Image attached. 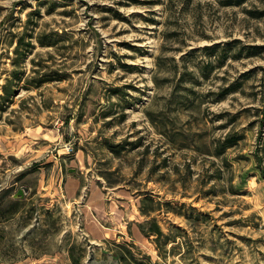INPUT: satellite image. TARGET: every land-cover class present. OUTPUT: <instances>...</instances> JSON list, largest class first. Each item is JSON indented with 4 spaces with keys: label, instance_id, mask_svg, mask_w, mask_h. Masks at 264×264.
<instances>
[{
    "label": "rangeland",
    "instance_id": "rangeland-1",
    "mask_svg": "<svg viewBox=\"0 0 264 264\" xmlns=\"http://www.w3.org/2000/svg\"><path fill=\"white\" fill-rule=\"evenodd\" d=\"M224 1L0 0V264H264V0Z\"/></svg>",
    "mask_w": 264,
    "mask_h": 264
},
{
    "label": "trees",
    "instance_id": "trees-1",
    "mask_svg": "<svg viewBox=\"0 0 264 264\" xmlns=\"http://www.w3.org/2000/svg\"><path fill=\"white\" fill-rule=\"evenodd\" d=\"M246 1H248V0H225L222 5L223 6H227V5L240 6L242 3L246 2ZM250 13H252V15L254 17L264 16V11H256V13H254V12H250ZM26 46H31V45L27 44ZM17 50H18V48H16V51ZM2 89L4 90V93L7 96L11 92L9 86H7V85H3ZM238 139H239V137L237 135L234 136V138H232L231 135H227L223 139L224 142H223L222 146H220V148L217 150V152H216L217 155L223 154L228 148H231V146H234V144H237L236 140H238ZM261 148H263V147L258 146L257 150H256V153L254 154L255 155V159L257 161V165H259L260 169H261V159H262V156L260 155ZM262 150H264V149H262ZM262 170H264V169H262ZM142 214L143 215L149 214V212L148 213L145 212V213H142ZM149 223L151 224V226L147 229V231H148L147 234L148 235H154L155 236V240L159 241L160 237L164 236L163 231H161V228L159 227V225L157 224L155 219L149 220ZM124 244H125V242L123 244L122 243L116 244L117 247L120 248V252L118 253V258L120 259V261H124L126 264H128L127 260L131 261V259H133V261H135L134 264H144L143 261L135 259L134 256L132 254H130L129 252H128L129 256H127L125 254V251H123V249H122L124 247ZM71 262H73L74 264H77V262L74 259H72V258H71Z\"/></svg>",
    "mask_w": 264,
    "mask_h": 264
},
{
    "label": "water",
    "instance_id": "water-1",
    "mask_svg": "<svg viewBox=\"0 0 264 264\" xmlns=\"http://www.w3.org/2000/svg\"><path fill=\"white\" fill-rule=\"evenodd\" d=\"M24 192H27V190H18V192H17V195H19L20 197H23V195H24Z\"/></svg>",
    "mask_w": 264,
    "mask_h": 264
}]
</instances>
